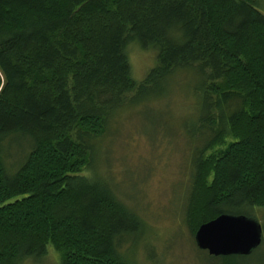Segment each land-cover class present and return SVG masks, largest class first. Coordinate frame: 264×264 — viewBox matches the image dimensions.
I'll list each match as a JSON object with an SVG mask.
<instances>
[{
  "label": "trees",
  "instance_id": "16d2710c",
  "mask_svg": "<svg viewBox=\"0 0 264 264\" xmlns=\"http://www.w3.org/2000/svg\"><path fill=\"white\" fill-rule=\"evenodd\" d=\"M261 6L0 0V264L39 260L49 247L58 264H127L118 242L140 220L93 176L95 142L117 110L162 95L180 70L201 79L193 136L203 143L184 209L190 231L223 213L254 218L264 209ZM134 42L156 51L139 82L127 55ZM10 144L16 159L6 164Z\"/></svg>",
  "mask_w": 264,
  "mask_h": 264
},
{
  "label": "rangeland",
  "instance_id": "374dc122",
  "mask_svg": "<svg viewBox=\"0 0 264 264\" xmlns=\"http://www.w3.org/2000/svg\"><path fill=\"white\" fill-rule=\"evenodd\" d=\"M259 9L264 13V6ZM127 55L136 82L156 63V51L135 42ZM200 83L194 71H177L162 95L117 110L95 142L93 176L140 220V230L118 242L117 252L127 264L225 263L224 256L197 247L184 217L194 151L203 143L193 136ZM13 148L4 147L11 157L6 164L16 159ZM253 215L262 227L261 244L250 255H233L236 264H264V209H254ZM22 264H58V255L49 247L43 258Z\"/></svg>",
  "mask_w": 264,
  "mask_h": 264
},
{
  "label": "water",
  "instance_id": "95a60500",
  "mask_svg": "<svg viewBox=\"0 0 264 264\" xmlns=\"http://www.w3.org/2000/svg\"><path fill=\"white\" fill-rule=\"evenodd\" d=\"M194 241L211 256H245L261 244L262 230L253 217L223 213L199 225Z\"/></svg>",
  "mask_w": 264,
  "mask_h": 264
},
{
  "label": "bare ground",
  "instance_id": "6f19581e",
  "mask_svg": "<svg viewBox=\"0 0 264 264\" xmlns=\"http://www.w3.org/2000/svg\"><path fill=\"white\" fill-rule=\"evenodd\" d=\"M256 219V218H255ZM257 220V219H256ZM258 221V220H257ZM259 223V222H258ZM260 224V223H259ZM261 225V224H260ZM261 230H262V227H261Z\"/></svg>",
  "mask_w": 264,
  "mask_h": 264
}]
</instances>
